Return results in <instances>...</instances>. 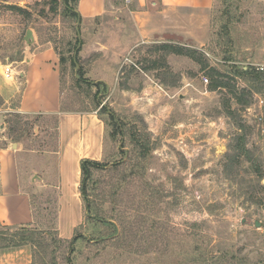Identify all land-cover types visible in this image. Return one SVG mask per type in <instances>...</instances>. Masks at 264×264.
<instances>
[{"label": "rangeland", "instance_id": "rangeland-1", "mask_svg": "<svg viewBox=\"0 0 264 264\" xmlns=\"http://www.w3.org/2000/svg\"><path fill=\"white\" fill-rule=\"evenodd\" d=\"M106 9L78 21L79 39L65 0H0V64L24 58L29 30L54 46L65 105L100 110L109 154L91 169L76 242L60 238L49 190L36 228L0 225V251L29 245L33 264H264V79L239 73L264 70V0ZM16 115L8 134L58 147L53 119Z\"/></svg>", "mask_w": 264, "mask_h": 264}, {"label": "crops", "instance_id": "crops-1", "mask_svg": "<svg viewBox=\"0 0 264 264\" xmlns=\"http://www.w3.org/2000/svg\"><path fill=\"white\" fill-rule=\"evenodd\" d=\"M161 1L169 8H208L213 0ZM139 4L145 6V0H139ZM106 10V0H78L82 21L103 16ZM0 65V225L15 230L36 228L40 223L36 196L53 190L57 199L56 230L60 238L72 239L87 219L82 162H104L109 156L106 124L98 108L65 105L60 55L49 43L42 44L33 37L16 66ZM5 65L11 66L12 78L3 73ZM103 81L98 78L97 82ZM14 114L38 117L46 124L53 119L58 147L42 151L8 134L6 118ZM32 250L25 244L7 247L0 251V264H33Z\"/></svg>", "mask_w": 264, "mask_h": 264}, {"label": "trees", "instance_id": "trees-1", "mask_svg": "<svg viewBox=\"0 0 264 264\" xmlns=\"http://www.w3.org/2000/svg\"><path fill=\"white\" fill-rule=\"evenodd\" d=\"M69 1H78V0H65V3H66V9L70 12V14L78 21L81 22V16L79 14V12L73 8V7H69ZM79 40H78V44H79ZM168 49H171L173 51H175L176 53H180L179 51H177V49H175L176 47L174 46H171V45H168L167 47ZM76 51H80V47H76L75 48ZM181 50V49H180ZM187 55L193 57V53L192 51H188L187 52ZM77 62H78V53H77ZM61 60H63V58H61ZM198 60V59H196ZM73 65L76 67V63H75V60H74V57H73ZM80 71V69H79ZM241 75H245V78L248 80V81H252V82H259V81H262V79H264V70L261 71V69L259 68H252V67H247L246 69H241V71L239 72ZM80 74H81V71H80ZM80 77V75H79ZM101 83V82H100ZM225 83L223 82H220L218 83L216 86H224ZM104 107V106H103ZM18 116V115H16ZM241 153L242 152H245V149H241L239 147ZM102 165V162H98V161H93V160H84L82 162V172H83V182H82V192H83V195L85 196L86 194V191H87V182L88 180L90 179L91 175H92V168H99L100 166ZM78 240V237H74L73 241L76 242ZM19 243H14V246H17L19 245Z\"/></svg>", "mask_w": 264, "mask_h": 264}, {"label": "water", "instance_id": "water-1", "mask_svg": "<svg viewBox=\"0 0 264 264\" xmlns=\"http://www.w3.org/2000/svg\"><path fill=\"white\" fill-rule=\"evenodd\" d=\"M79 25H80V22L77 23V32H78V36H79V39H80V29H79ZM33 39V33L31 30L27 31V42L30 43V40ZM81 46V42H80V45L79 47ZM77 53L78 51L75 52V55H74V60H75V63H76V75H78V71H79V64L77 62ZM260 223L259 222H256V226L259 227Z\"/></svg>", "mask_w": 264, "mask_h": 264}, {"label": "built area", "instance_id": "built-area-1", "mask_svg": "<svg viewBox=\"0 0 264 264\" xmlns=\"http://www.w3.org/2000/svg\"><path fill=\"white\" fill-rule=\"evenodd\" d=\"M128 3L130 2V0H126ZM3 73L5 74V76L7 78H12L14 76V73L12 71V68L10 65H5L2 68ZM204 82L208 83L209 82V78L208 77H204ZM262 103H264V100H261Z\"/></svg>", "mask_w": 264, "mask_h": 264}]
</instances>
